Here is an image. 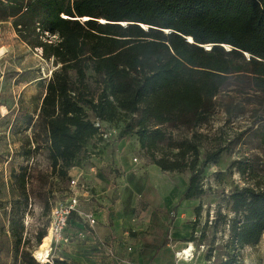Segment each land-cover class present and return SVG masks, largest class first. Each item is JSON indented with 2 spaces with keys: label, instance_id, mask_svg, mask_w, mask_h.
<instances>
[{
  "label": "trees",
  "instance_id": "16d2710c",
  "mask_svg": "<svg viewBox=\"0 0 264 264\" xmlns=\"http://www.w3.org/2000/svg\"><path fill=\"white\" fill-rule=\"evenodd\" d=\"M8 18L20 38L59 64L26 126L34 130V149L43 144L62 179L88 157L81 153L89 142L100 140L93 124L100 119L119 136L134 133L161 171H188L183 197L199 198L203 171L224 147L194 129L208 123L233 79L264 96V0H0V20ZM88 71L103 85L96 97ZM181 129L191 134L175 138L173 131ZM257 129L264 143V123ZM238 169L247 185L224 199L232 216L219 206L214 221L212 242L219 224L229 230L225 248L231 252L221 264H240L241 250L264 235V173L242 162ZM14 177L24 187L25 172ZM47 226L37 233L38 243ZM20 264L38 263L22 251Z\"/></svg>",
  "mask_w": 264,
  "mask_h": 264
},
{
  "label": "rangeland",
  "instance_id": "374dc122",
  "mask_svg": "<svg viewBox=\"0 0 264 264\" xmlns=\"http://www.w3.org/2000/svg\"><path fill=\"white\" fill-rule=\"evenodd\" d=\"M13 21L14 18L0 20V48L8 50L0 58V200L5 209L0 217V264H20L22 251L32 255L39 244H43V240L38 244L37 233L48 224L54 201L62 200L68 185L67 178L62 179L51 170L43 144L39 142L34 149L37 146L32 142L34 130L26 126L30 115L39 107L41 92L59 64L53 58H43L41 48H34L20 38ZM87 77L89 91L96 97L103 88L101 80L91 71L87 72ZM217 101L218 107L208 123L194 129L207 135L205 141L224 147L216 163L204 169L205 193L194 199L190 209L191 220L197 228L195 251L191 256H195V264H221L231 252L225 248L228 225H218L214 242L212 236L219 206L223 213L232 216L224 199L235 189L247 185V176L239 172V162L248 163L255 171L264 173V143L257 132L264 123V96L256 94L246 80L233 79ZM228 105L231 106L227 108ZM190 134L184 129L173 131L177 139ZM126 139L133 160L150 162L140 150L134 133ZM83 155L88 154L85 151ZM77 166L79 164L74 167ZM20 172H25L24 187L14 177ZM189 175L188 171L168 174L174 181L188 179ZM134 190L149 193L139 184ZM198 206L201 209L196 213ZM207 219L205 237L201 238ZM59 246L54 247L50 255L52 263ZM211 247L212 257L207 261ZM240 253V264H264V235L258 245L247 246Z\"/></svg>",
  "mask_w": 264,
  "mask_h": 264
},
{
  "label": "crops",
  "instance_id": "0c3cea01",
  "mask_svg": "<svg viewBox=\"0 0 264 264\" xmlns=\"http://www.w3.org/2000/svg\"><path fill=\"white\" fill-rule=\"evenodd\" d=\"M118 136L91 140L89 156L69 171L89 185L93 197L80 193L79 208L96 222L89 227L73 214L65 234L69 241L60 243L53 264H195V256L189 261L181 256L196 245L194 199L183 197L188 179L174 181L170 172L134 161L125 142L129 135ZM136 184L149 193L135 191ZM81 231L84 238L78 237Z\"/></svg>",
  "mask_w": 264,
  "mask_h": 264
},
{
  "label": "built area",
  "instance_id": "2783aa9c",
  "mask_svg": "<svg viewBox=\"0 0 264 264\" xmlns=\"http://www.w3.org/2000/svg\"><path fill=\"white\" fill-rule=\"evenodd\" d=\"M93 124L98 131L97 138H99L100 141H110L112 135L119 134V131L116 127H114V125L100 119H94ZM134 161H136V159H134ZM82 192L87 194V198L93 197V194L90 192V187L83 179L82 175L70 176L65 194L61 196L62 200H60L59 202L54 201V204L50 210L49 222L46 232V234L48 232H51L52 243L49 247V256L47 257V262L45 264H53L51 262L50 255L52 254L54 247L59 246L61 242L69 241L68 236H66L65 234L66 230L68 229L70 218L73 214H77L79 217H81L82 221L84 223H87L89 227H92L95 224L96 221L92 214L89 212H82L79 208L81 196L80 193ZM4 210V204L0 200V217H2ZM84 236L85 235L82 231L78 233L79 238H84ZM33 253L32 257L34 258L36 263L42 264L36 259ZM190 258L191 256H189V259Z\"/></svg>",
  "mask_w": 264,
  "mask_h": 264
},
{
  "label": "bare ground",
  "instance_id": "6f19581e",
  "mask_svg": "<svg viewBox=\"0 0 264 264\" xmlns=\"http://www.w3.org/2000/svg\"><path fill=\"white\" fill-rule=\"evenodd\" d=\"M189 42H192L191 38L189 37ZM208 47V46H207ZM210 47V46H209ZM226 48L229 50V46L226 45ZM7 48L2 47L0 48V58L2 56H5V53H7ZM43 240V244H39V248H37L34 251V255L36 257V259L38 261H40V263L45 264L47 262V257L49 256V247L52 243V234L51 232H48L46 234V236L42 239ZM192 247H190L189 249H184L182 252V257L184 258L183 260H189V256H192Z\"/></svg>",
  "mask_w": 264,
  "mask_h": 264
},
{
  "label": "water",
  "instance_id": "95a60500",
  "mask_svg": "<svg viewBox=\"0 0 264 264\" xmlns=\"http://www.w3.org/2000/svg\"><path fill=\"white\" fill-rule=\"evenodd\" d=\"M167 32V31H166ZM189 39V38H188ZM192 40V39H191Z\"/></svg>",
  "mask_w": 264,
  "mask_h": 264
}]
</instances>
